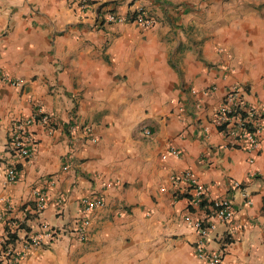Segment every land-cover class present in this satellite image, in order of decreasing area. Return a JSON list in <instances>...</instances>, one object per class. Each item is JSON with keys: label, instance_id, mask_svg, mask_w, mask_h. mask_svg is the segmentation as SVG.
Here are the masks:
<instances>
[{"label": "crops", "instance_id": "crops-1", "mask_svg": "<svg viewBox=\"0 0 264 264\" xmlns=\"http://www.w3.org/2000/svg\"><path fill=\"white\" fill-rule=\"evenodd\" d=\"M204 1L94 0L82 12L75 0H0V236L41 238L21 264H206L183 221L186 172L206 200L233 204L229 227L195 214L208 249L222 264H264V135L250 154L214 122L234 87L264 102V0ZM28 120L25 159L10 136ZM43 224L61 233L51 241Z\"/></svg>", "mask_w": 264, "mask_h": 264}, {"label": "built area", "instance_id": "built-area-1", "mask_svg": "<svg viewBox=\"0 0 264 264\" xmlns=\"http://www.w3.org/2000/svg\"><path fill=\"white\" fill-rule=\"evenodd\" d=\"M94 0H75L80 11H85ZM107 23H123L124 17L117 16L113 13H108L105 16ZM133 22L146 27L150 25V20L137 14ZM248 94V90L244 88L234 87L229 90L225 95L218 111L215 116L216 127H222V133L234 140L244 151L247 153H255L259 150L261 145V138L264 135V102L260 104H249L245 101L244 96ZM41 123H46L48 117L40 114L39 118ZM32 124L31 120L26 121L24 124H19L11 133V150L13 154L18 157L28 159L32 154L33 137L27 130ZM146 135H150L149 131H145ZM170 153L174 156L177 155L176 151L171 150ZM166 159V155L162 157ZM252 161V160H251ZM191 187L192 198L187 201V205L191 211H188L183 218L184 223L189 226L196 234L194 242V250L198 259L204 261L206 264H222L223 256L219 250H209L207 247L209 238V227L206 226L204 220L197 215L200 211V204L205 198L202 189L196 186L194 175L190 172L183 173L181 176ZM16 180V173L14 169H9L5 174L6 183H14ZM231 187L238 189L240 183L234 182ZM36 197V210L43 211L47 205L46 195L42 191L35 192ZM246 199H248L246 197ZM250 204V201H246ZM6 210L10 212L12 206L10 201H6ZM84 208L82 210L81 224L83 228L88 227L89 217L91 212L98 206L102 205L100 200L84 201ZM213 210V217L227 227L234 220V208L232 202L227 199H217L212 201L211 206ZM77 230L78 237L82 234L83 230ZM41 229L44 231L46 238L51 241L58 237L61 232L49 228L47 224H43ZM19 229L11 227L9 230L3 232L0 236V261L2 264H21L28 256L32 248L38 247L41 242L40 237L33 238H18L16 234ZM67 231V230H66ZM21 232V231H20ZM230 234L233 231L229 230ZM22 233V232H21ZM64 233V232H63ZM15 235V238L12 237ZM14 238V239H13Z\"/></svg>", "mask_w": 264, "mask_h": 264}, {"label": "trees", "instance_id": "trees-1", "mask_svg": "<svg viewBox=\"0 0 264 264\" xmlns=\"http://www.w3.org/2000/svg\"><path fill=\"white\" fill-rule=\"evenodd\" d=\"M218 128H219V130H222V127H218ZM182 198H186V199H188V202H190L192 196H190V195L187 194V195H183ZM211 204H212V202H209L208 200H206V198H204L203 199V202L199 205L200 206L201 213H204L205 216H213V210H211L210 208H208L209 206H211ZM12 237L15 238V235L12 236Z\"/></svg>", "mask_w": 264, "mask_h": 264}, {"label": "rangeland", "instance_id": "rangeland-1", "mask_svg": "<svg viewBox=\"0 0 264 264\" xmlns=\"http://www.w3.org/2000/svg\"><path fill=\"white\" fill-rule=\"evenodd\" d=\"M210 1V0H209ZM205 2L204 0H202V3ZM264 3V2H263ZM211 3H208L207 6L205 8L208 9V7L210 6ZM250 9H255L256 6L254 5H248ZM203 14V13H202Z\"/></svg>", "mask_w": 264, "mask_h": 264}]
</instances>
